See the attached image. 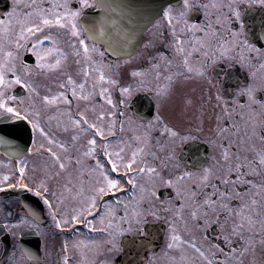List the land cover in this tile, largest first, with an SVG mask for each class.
Segmentation results:
<instances>
[{
	"label": "flooded vegetation",
	"instance_id": "obj_1",
	"mask_svg": "<svg viewBox=\"0 0 264 264\" xmlns=\"http://www.w3.org/2000/svg\"><path fill=\"white\" fill-rule=\"evenodd\" d=\"M100 12L0 0V116L33 134L0 264H264V0L168 4L124 53Z\"/></svg>",
	"mask_w": 264,
	"mask_h": 264
},
{
	"label": "water",
	"instance_id": "obj_2",
	"mask_svg": "<svg viewBox=\"0 0 264 264\" xmlns=\"http://www.w3.org/2000/svg\"><path fill=\"white\" fill-rule=\"evenodd\" d=\"M101 7L99 23L104 41L111 46L121 43L122 51H132L139 45L147 27L164 6L180 0H96ZM9 135L10 153H25L31 141L29 126L18 119L0 117V141L4 131ZM8 248H6V252Z\"/></svg>",
	"mask_w": 264,
	"mask_h": 264
},
{
	"label": "rangeland",
	"instance_id": "obj_3",
	"mask_svg": "<svg viewBox=\"0 0 264 264\" xmlns=\"http://www.w3.org/2000/svg\"><path fill=\"white\" fill-rule=\"evenodd\" d=\"M27 113H28L29 115H32V112L30 113L29 111H27ZM67 190H69L68 187H64L63 189H61V191H62V193H63L64 196L68 195L69 192H68ZM72 195H74V196H73V201L76 200V199H77V198H76V197H77V193L73 192ZM59 208H60V207H59ZM60 209H61V208H60ZM75 216H76V214H74V217H75ZM70 217H72L71 213H70ZM74 217H72V218H73V219H76V218L79 217V216H76L75 218H74Z\"/></svg>",
	"mask_w": 264,
	"mask_h": 264
}]
</instances>
